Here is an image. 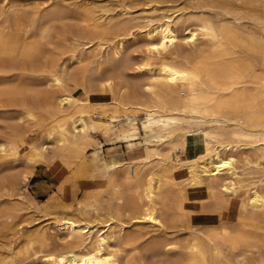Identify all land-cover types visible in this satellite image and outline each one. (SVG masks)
I'll use <instances>...</instances> for the list:
<instances>
[{
    "label": "bare ground",
    "instance_id": "obj_1",
    "mask_svg": "<svg viewBox=\"0 0 264 264\" xmlns=\"http://www.w3.org/2000/svg\"><path fill=\"white\" fill-rule=\"evenodd\" d=\"M62 1L0 0V154H18L0 171V264H264V0ZM137 33L142 57L124 51ZM43 163L103 183L53 211L29 191ZM37 212L54 218L11 231Z\"/></svg>",
    "mask_w": 264,
    "mask_h": 264
},
{
    "label": "rangeland",
    "instance_id": "obj_2",
    "mask_svg": "<svg viewBox=\"0 0 264 264\" xmlns=\"http://www.w3.org/2000/svg\"><path fill=\"white\" fill-rule=\"evenodd\" d=\"M44 1L45 0H35V1L34 0L29 1L28 0V3L31 5V6L29 5V7L30 8L37 7L38 5H40V3L43 4L42 2H44ZM75 1L74 0H67V2L72 3V7H75V8L78 6L89 5L91 2H93L95 0H75ZM97 1H105V0H97ZM62 2H63L62 0H55V3H62ZM86 2L89 4H87ZM165 2H167V3L169 2V3L166 4ZM174 2H175L174 0H161L162 4H160V6L162 5L165 7L172 8L171 10H168V14H171V11L173 12V10L178 9V8H180V9L183 8V10H180V12L178 11L179 13L176 12L177 14H180L181 11L186 13V11L188 12L190 10V8H187V6H189V2L182 1V0H178L177 1L178 3L177 2L174 3ZM171 4H172V6H171ZM2 5L3 4H0V8L3 7ZM174 6H177V7H174ZM144 7L147 8V11H148L149 6L144 5ZM139 8L141 9L140 6H139ZM134 9L133 8L131 9V12L133 13L132 16L133 17L139 16L140 13H138L137 11L140 9H138V7L134 8ZM135 12H137V13H135ZM116 16H118V14H116ZM120 16L116 17V19H122L124 17L126 18V15L122 16V14H121ZM134 20L139 21V19L138 20L134 19ZM139 34L137 33L135 35L137 40L134 39L135 37H132V38H129L128 40H126V42H125L124 51H125V53H129L132 57H138V56L140 57L141 55L144 56L147 54V49H146V48H148L147 38L145 37V35L143 33H139ZM179 35H180V40L182 39L181 41L179 40V43L181 42V44H183V46H184V43L186 41L184 38L185 33L184 32L181 33V31H180ZM90 47L91 48H90L89 52L90 53L94 52L95 54L93 53L94 55L91 54V56H90V54H88V56H90L89 60H94L95 58H97L103 54H104V56H102V57L105 58L106 51H107L106 49H105L106 51L104 50L105 52H100V50H96L94 45L91 44ZM145 51H146V53H145ZM98 52H99V54H97ZM96 54L99 56H97ZM77 94H81V91L79 90L77 92ZM93 99L94 100L107 101V100L111 99V95L109 92H105V94L104 93H96L95 95H93ZM143 117H144L143 114H140L138 116V122H139L140 126H141V120L143 119ZM43 133H44V131L40 130V131H38L37 134H38V136H40ZM142 133L144 134L143 131H142ZM94 136H95V140H100L103 142L104 145L102 147V151H103V155L105 156V158L107 160H111V159L126 160L129 158L128 154H127V147H126L125 142L112 144V142L106 141L99 133H95ZM94 151H95V146H91V147H89L87 154L91 155ZM17 155L18 154H6V155L0 154V162H1L0 171L4 170L6 167H8L9 162L11 160H13L15 157H17ZM29 155L30 154H28V156ZM6 163H8V164H6ZM76 172H77V167H72L71 169H69V168H64L62 165H60L58 163L50 164V165H48L46 163L38 164L34 168V173H33L32 177L30 178L29 191L31 194H33V196L37 199V201L41 205L49 204L53 208L50 210H53V211H62L63 205H72L73 207H75L80 201H88L92 198H95L92 196L93 193L89 192V191L94 189L97 186H100L103 183V180H101V178H99V177L93 178V177H89V176L85 177L82 175L77 177ZM63 181H64V186L61 189L60 187H61V183ZM49 214L50 213L37 212L35 214L30 213V214L17 215L13 219L14 226H13V229L11 231H16L18 229V224H20V223H22L20 226H23V225L25 226L26 225L25 221L31 222L30 224L27 225L28 227H31L33 229L40 228L42 225H46L53 220L54 215H52V214L49 215ZM16 226H17V229H16ZM0 229H1V231H3L1 223H0ZM170 230L172 231V228H170L168 231H170ZM60 242H62V241H60ZM137 260L139 263L145 262V264H159L157 261L152 259L150 256H147L144 254L143 255L138 254ZM34 264H43V263L42 262H40V263L36 262Z\"/></svg>",
    "mask_w": 264,
    "mask_h": 264
}]
</instances>
